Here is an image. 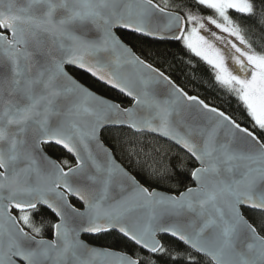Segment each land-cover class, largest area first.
<instances>
[{"label": "snow or ice", "instance_id": "1", "mask_svg": "<svg viewBox=\"0 0 264 264\" xmlns=\"http://www.w3.org/2000/svg\"><path fill=\"white\" fill-rule=\"evenodd\" d=\"M0 264H264V0H0Z\"/></svg>", "mask_w": 264, "mask_h": 264}, {"label": "trees", "instance_id": "2", "mask_svg": "<svg viewBox=\"0 0 264 264\" xmlns=\"http://www.w3.org/2000/svg\"><path fill=\"white\" fill-rule=\"evenodd\" d=\"M133 44L136 45V51L141 53L150 63H153L154 66L160 67L162 71H165L169 74L178 84L187 85V87L191 90L192 85L188 83L191 73L188 69L182 66L177 60L173 59L172 55H165L166 53H176L177 48L176 45L171 42H148L145 41L143 43H138L133 41ZM95 90L98 91L99 94H103L108 96L109 98H117V94L112 92L111 90H106L104 87L100 85H95ZM196 91L203 97L205 95H209L210 99L215 100V94L212 93L210 88L207 86L200 87L196 89ZM220 102V101H216ZM225 108L227 105H223ZM236 104L232 103V108L236 109ZM238 118L244 119L241 117L239 111H235L234 113ZM162 190H166L163 189ZM97 244H107V240H93L91 241Z\"/></svg>", "mask_w": 264, "mask_h": 264}]
</instances>
